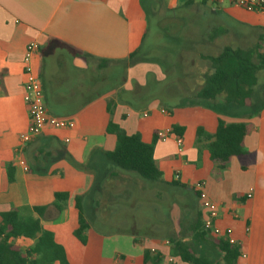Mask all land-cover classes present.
<instances>
[{"label":"crops","instance_id":"0c3cea01","mask_svg":"<svg viewBox=\"0 0 264 264\" xmlns=\"http://www.w3.org/2000/svg\"><path fill=\"white\" fill-rule=\"evenodd\" d=\"M188 1L0 0V217L15 212L28 224L38 221L69 264H145L146 252L160 255L162 264H184L169 242L181 235L196 256L206 252L219 262V253L194 238L196 213L203 214L193 191L198 184L219 206L215 225L232 230L234 246L246 255L240 264H264V109L248 119L215 112L197 98L201 77L212 73L202 55L264 41V10L247 11L231 0H195L189 8ZM183 7L205 19L163 27L193 50L174 52L167 66L153 59L130 65L150 15L164 21L165 13ZM32 42L40 45L32 67L47 112L74 120L76 128L47 127L23 147L21 135L30 127L24 56ZM220 121L252 127L243 154L223 172L196 143L198 129L214 133ZM110 123L155 142L161 181H143L108 160L117 146ZM175 126L182 143L174 134L155 138ZM80 214L87 228L77 238ZM13 243L23 252L35 245L21 237Z\"/></svg>","mask_w":264,"mask_h":264},{"label":"trees","instance_id":"16d2710c","mask_svg":"<svg viewBox=\"0 0 264 264\" xmlns=\"http://www.w3.org/2000/svg\"><path fill=\"white\" fill-rule=\"evenodd\" d=\"M206 2L207 0L202 1V3ZM195 3V0H190L185 3V6L190 8ZM166 14H164L163 20H166ZM163 29L170 32L168 28L163 27ZM186 31L189 33L192 28L188 27ZM263 42L260 40L254 46L246 48L241 45L227 46L216 56L202 55L203 59L210 63L212 73L201 77L202 83L197 98L209 103L210 109L213 107L212 110L220 114L245 116L244 118L248 119L259 115L264 109ZM172 45L174 52L193 50V44L185 42L184 39L178 42L174 38ZM149 60L151 59L145 57L141 54V50H138L129 56L128 63L135 65ZM260 74H263L261 77V98L257 97L258 99L255 100L256 88L260 83ZM191 79L190 76L182 77V80ZM247 109L253 110L251 114L237 113ZM251 129L249 124H228L220 121L214 133H208L203 128L198 129L196 143L200 150H208L216 169L223 172L234 157H240L243 154V142ZM179 131L181 128L175 126L172 129V134L182 138ZM108 132L117 136L115 151L107 153L110 162L124 171L136 174L143 181H161L162 172L154 158L155 142H145L140 134L128 135L113 123L109 124ZM157 137L158 134L155 135L156 139ZM193 191L200 201V194L195 190ZM65 196L56 195V198H64ZM77 207L81 212L80 198L77 199ZM188 207L193 208L192 205ZM80 224L81 227L75 234L77 238H82L83 232L87 228L81 214ZM186 224L184 223L182 227ZM193 224L196 232L195 240L209 245L210 248L219 253L223 263L214 262L212 256L206 252L196 256L183 241V235L169 238L174 258L180 259L184 264H240L242 255L240 250L227 239L212 237L204 229L202 213H196ZM20 237L35 241L32 250L23 252L17 248L13 241ZM144 262L145 264H162L163 260L160 255L146 252ZM56 263L69 264L63 250L53 241L50 233L40 228L38 221L28 224L20 220L15 212L0 217V264Z\"/></svg>","mask_w":264,"mask_h":264},{"label":"built area","instance_id":"2783aa9c","mask_svg":"<svg viewBox=\"0 0 264 264\" xmlns=\"http://www.w3.org/2000/svg\"><path fill=\"white\" fill-rule=\"evenodd\" d=\"M217 2L222 0H215ZM233 3L244 8L247 11L264 10V0H231ZM40 51V45L32 42L28 45L25 56V75L26 82L24 86V102L26 103L30 115V127L28 131L21 135V142L23 147L31 143L36 137L42 134L47 128L53 129H75L76 122L72 119H63L51 116L44 103V93L39 78L34 73L32 61ZM166 113V112H165ZM172 135L171 130L161 131L158 133L159 139L165 140ZM177 141L182 143V138L177 137ZM27 170V168H26ZM196 192L200 194L201 207L203 209V226L206 231L215 237L227 236L231 244L235 241L231 238L232 230L222 231L215 225V221L219 217V206L208 199L203 192L201 184L196 186ZM249 199L252 197L251 193L247 196ZM243 261L246 260V255H241Z\"/></svg>","mask_w":264,"mask_h":264},{"label":"rangeland","instance_id":"374dc122","mask_svg":"<svg viewBox=\"0 0 264 264\" xmlns=\"http://www.w3.org/2000/svg\"><path fill=\"white\" fill-rule=\"evenodd\" d=\"M201 4H202V1L198 3V5H201ZM195 9L196 8H194V10ZM167 14L165 15L166 20H164V21L158 19L159 17H157L155 15H152V14L150 15L147 36L144 40V44H143V47L141 49V54H143L145 57H147L148 59L157 60L158 62H162L166 66L169 64V62H168V61H170L169 59L174 55V51H173L172 37H171L173 35H172V33L166 32L163 29V25H165L164 23L171 22L172 20L173 21L185 20L186 22H188V21L195 22V20L196 21H199V20L203 21L205 19L204 17H200L198 19L196 14H193L192 12H190L185 7L180 8L178 11H175L174 13H167ZM261 77H262V75H261ZM260 80L262 81V79H260ZM261 81L259 83V86L256 88L255 100H257L258 98H261L260 97V95H261L260 92L262 91V82ZM201 106L203 108H206L207 105L202 102ZM209 108H210V104H209ZM211 109H213V107H211ZM251 111H253V110L247 109V110H244L242 112L240 111L237 113L249 115V114H251ZM150 216L151 215L147 214L146 219L148 218L147 220H149ZM139 221H141V220H139ZM139 228L141 230H144L145 232H146V230H148V229H145L143 223H141L139 225ZM164 231H165L164 228L162 230H160V232H164ZM153 232H159V231L153 230ZM219 262L223 263L222 258L219 259Z\"/></svg>","mask_w":264,"mask_h":264}]
</instances>
